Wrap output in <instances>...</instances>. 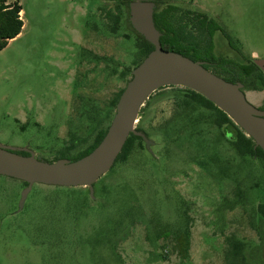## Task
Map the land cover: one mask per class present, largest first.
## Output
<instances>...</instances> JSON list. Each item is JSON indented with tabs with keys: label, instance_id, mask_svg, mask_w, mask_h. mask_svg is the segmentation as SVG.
<instances>
[{
	"label": "rangeland",
	"instance_id": "374dc122",
	"mask_svg": "<svg viewBox=\"0 0 264 264\" xmlns=\"http://www.w3.org/2000/svg\"><path fill=\"white\" fill-rule=\"evenodd\" d=\"M19 1L23 30L0 50V142L32 140L48 161L71 159L84 145L59 153L64 139L31 133L47 128L16 124L9 114L31 100L54 105L42 113L59 119L81 81L76 72L88 69L95 78L80 89L93 93L101 127H108L116 111L111 100L131 78L123 72L136 67L139 48L126 0ZM165 4L215 21L221 29L212 43L217 58L238 64L264 58V0ZM106 10L120 13L116 32ZM245 91L264 107V89ZM184 98L181 86L152 94L137 121L155 141L152 152L136 140L129 158L95 182L93 194L83 185L35 183L19 210L25 182L0 174V264H225L229 236L246 243L249 264H262L264 230L257 229L256 209L264 202L263 162L238 154L215 113L194 104L185 109ZM187 227L191 246L182 258L174 233Z\"/></svg>",
	"mask_w": 264,
	"mask_h": 264
},
{
	"label": "water",
	"instance_id": "95a60500",
	"mask_svg": "<svg viewBox=\"0 0 264 264\" xmlns=\"http://www.w3.org/2000/svg\"><path fill=\"white\" fill-rule=\"evenodd\" d=\"M129 6L133 27L155 47L131 70V78L120 94L115 114L100 143L78 159L48 161L34 153H19L16 146L0 142V174L27 183L19 210L35 183L83 185L93 194L95 182L114 166L132 133L142 136L152 152L155 141L137 128V121L146 101L165 86H182L201 93L252 137L256 147L264 150V108L248 99L244 83L229 81L207 68L202 61L164 48L162 33L154 21L156 0H130ZM254 61L264 70V58Z\"/></svg>",
	"mask_w": 264,
	"mask_h": 264
},
{
	"label": "trees",
	"instance_id": "16d2710c",
	"mask_svg": "<svg viewBox=\"0 0 264 264\" xmlns=\"http://www.w3.org/2000/svg\"><path fill=\"white\" fill-rule=\"evenodd\" d=\"M124 2L127 8V23L136 34L139 41L137 59L135 61L137 66L149 54V52L154 49L155 46L133 27L130 21V0H126ZM180 9L181 8L178 6L165 4V0H156V9L154 12L155 25L162 33L161 43L164 48L180 52L183 55L196 60L191 54L192 46H194V44H201V42H203V38H205L208 45L211 44L215 32L221 29L216 25L213 19H210L202 12L185 10L181 14H178ZM22 11L23 6L19 0H0V50L4 49L13 38L17 37L22 32L24 26V18L21 14ZM106 15L114 24L111 27L112 31L116 32L118 30L117 25L121 19L120 13L118 11L115 12L114 10H106ZM190 25L198 28V35H195V33L189 29ZM219 62V65L214 68L215 70H212L213 72H220L225 75L226 77L224 78L229 81L243 82L245 89H264V71L260 69L261 67H259L254 60L238 64L221 57ZM131 70L132 69L128 68L123 72V75L128 73L131 74ZM181 88L186 92V98H184L181 103L183 108L188 109L194 104L212 110L216 115L215 124L223 129V133L228 132L232 135L231 143L238 154L242 157L251 156L253 158H258L263 162L264 166V150L260 146L256 147L254 139L248 136L232 120V118L228 116L226 112L216 106L214 102L206 98L201 93L190 88L182 86ZM123 89L117 93L114 99L115 107ZM137 128L144 131L148 135V132H146L143 128ZM107 129L108 127L102 129L100 137L89 149L71 159H78L92 151L100 143L106 134ZM136 140H139L141 145L145 142L142 136L132 133L128 137L122 152L116 160V163L126 161L129 158ZM25 184L27 183L25 182ZM256 210L259 218L257 229L262 234L264 230V202L260 203ZM174 240V250L182 258H187L189 256L191 246L190 229L187 227L185 229L177 230L174 233ZM227 243L228 248L225 255V264H249L248 256L245 253L247 245L244 241L239 240L234 236H229L227 237ZM263 251L264 242L261 251L262 257ZM262 264H264V259Z\"/></svg>",
	"mask_w": 264,
	"mask_h": 264
},
{
	"label": "flooded vegetation",
	"instance_id": "af4514ba",
	"mask_svg": "<svg viewBox=\"0 0 264 264\" xmlns=\"http://www.w3.org/2000/svg\"><path fill=\"white\" fill-rule=\"evenodd\" d=\"M195 35H198V32ZM212 43L208 45L205 38H203V42L201 44H194L191 50L192 56L196 60L202 61L211 70L216 68L220 63L219 57L217 58L214 54L215 43ZM76 75L77 79L81 81L76 86L75 94L62 105L64 107V114L59 119H55L53 114L47 116L45 112L47 109H53L54 105L35 104L31 100H23L21 103H17L14 105V112L9 114L16 124L21 123L31 128L36 126L40 128L46 126L47 128L43 131L30 130L29 132L31 133H44L47 136L54 135V139L57 142L64 139L58 150L59 153L65 155L74 154L73 150L84 145L81 150L75 152L74 156L89 149L98 140L102 129H104V127H101L98 101H96L93 93L89 94V89L83 91L80 89L82 88L80 87L81 85H84L86 88L89 81L93 82L95 78L94 71L80 69L76 72ZM90 89H93V85H91ZM114 99L115 96L111 100L113 106ZM44 108H46L45 113H42ZM50 116L53 117L47 121L46 118ZM26 128L28 127L22 130L23 133L27 132ZM14 131L11 130V132ZM8 145L16 146V151L19 153L25 155L34 153L36 156H41L40 149L43 148L41 145H32V140H26L23 144Z\"/></svg>",
	"mask_w": 264,
	"mask_h": 264
}]
</instances>
